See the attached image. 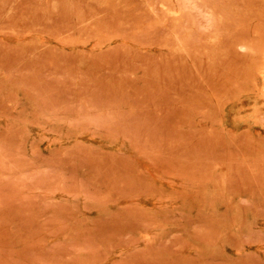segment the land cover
<instances>
[{
  "label": "rangeland",
  "instance_id": "obj_1",
  "mask_svg": "<svg viewBox=\"0 0 264 264\" xmlns=\"http://www.w3.org/2000/svg\"><path fill=\"white\" fill-rule=\"evenodd\" d=\"M0 264H264V0H0Z\"/></svg>",
  "mask_w": 264,
  "mask_h": 264
}]
</instances>
